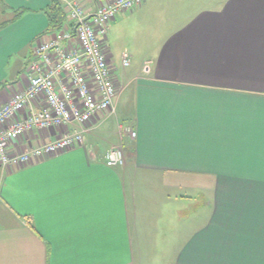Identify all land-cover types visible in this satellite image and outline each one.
Returning a JSON list of instances; mask_svg holds the SVG:
<instances>
[{
  "label": "crops",
  "instance_id": "obj_1",
  "mask_svg": "<svg viewBox=\"0 0 264 264\" xmlns=\"http://www.w3.org/2000/svg\"><path fill=\"white\" fill-rule=\"evenodd\" d=\"M2 1L26 11L0 25V94L8 103L28 85L38 40L58 31L49 30L52 0ZM126 27L134 43L117 50ZM106 44L118 95L110 113L87 124L85 144L0 164V264L156 260L152 222L160 214L171 215L162 227L170 229L167 262L264 264V0H146L110 25ZM165 51L175 54L166 66ZM127 126L136 138L122 135ZM65 132H28L7 153H28ZM120 146L125 166L107 167L106 153ZM149 181L158 201H202L186 212L148 207Z\"/></svg>",
  "mask_w": 264,
  "mask_h": 264
},
{
  "label": "built area",
  "instance_id": "obj_2",
  "mask_svg": "<svg viewBox=\"0 0 264 264\" xmlns=\"http://www.w3.org/2000/svg\"><path fill=\"white\" fill-rule=\"evenodd\" d=\"M58 1L66 21L51 39L38 40L27 68L28 85L0 108L3 166L28 164L85 144L90 131L87 124L99 113H110L118 95L107 62L109 27L119 17L140 9L146 0ZM122 66H130L129 55H122ZM62 127L66 132L55 140L9 157V142L28 132ZM121 132L133 139L137 135L128 126L121 127ZM104 162L110 168L125 166L123 147L110 149Z\"/></svg>",
  "mask_w": 264,
  "mask_h": 264
},
{
  "label": "rangeland",
  "instance_id": "obj_3",
  "mask_svg": "<svg viewBox=\"0 0 264 264\" xmlns=\"http://www.w3.org/2000/svg\"><path fill=\"white\" fill-rule=\"evenodd\" d=\"M18 11H19V14L20 13L23 14V12H26L25 9H23V8L17 9V10H11L10 8L7 7L6 4L3 3L2 0H0V25L4 29L6 27H8L7 25L10 23V21L13 18H15V14ZM130 33H132L130 30V27H126V30L123 29L120 31V33L118 34L119 36L116 37V40L114 41L115 42L114 47L117 50L122 51L123 48H125L126 51L130 50L132 44L134 43L132 39H128V36ZM135 44H136V41H135ZM123 54H127V53H123ZM127 55H129V54H127ZM153 189H154L153 183H151L150 181L148 183H143V205H147L148 207H151V208L152 207H157V208L179 207V208H183V211L186 212V210H189L191 207H195V203H197L196 207L198 208L200 205V201H202V199H198V198H196L193 201L191 199L179 198L177 201H182V204H178L175 201L176 199L173 198L172 199L173 202H172V200L170 202H167V201L161 202V201H158L157 198L154 196L156 191ZM177 214H178V212L175 214L174 222L176 221ZM162 215L163 214H160V215H158V217L156 215H153L154 219L152 222V226L154 228V230H153L154 234L158 232V234H157L158 239L154 242L153 247H154V250L161 251V252H159L156 256H154V258H158V259H156V260L151 259V260H148L147 262H143V264H173L172 262L171 263L167 262V260H165V257H164V255H166L167 251L169 250V247H168L169 240L168 239L164 240V238L168 237L170 229H167V228H165L164 230L162 229V227L164 228L166 223L169 224V222H170L169 216H171V215H166V214L163 215L164 220L160 219L161 224L157 225V221ZM182 215L184 216L182 218V220H187L188 215L190 216L189 213H184ZM164 234H165V237H164Z\"/></svg>",
  "mask_w": 264,
  "mask_h": 264
},
{
  "label": "trees",
  "instance_id": "obj_4",
  "mask_svg": "<svg viewBox=\"0 0 264 264\" xmlns=\"http://www.w3.org/2000/svg\"><path fill=\"white\" fill-rule=\"evenodd\" d=\"M21 14L22 13L18 14V16L20 17ZM47 17L49 20V30L54 32L60 31L64 22L66 21V15L60 1L52 0V3L47 12Z\"/></svg>",
  "mask_w": 264,
  "mask_h": 264
},
{
  "label": "snow or ice",
  "instance_id": "obj_5",
  "mask_svg": "<svg viewBox=\"0 0 264 264\" xmlns=\"http://www.w3.org/2000/svg\"><path fill=\"white\" fill-rule=\"evenodd\" d=\"M174 55L175 54L170 51H165L164 53H162L161 55L162 64L166 66L168 63H170L173 60ZM261 71H262V74H264V64H262ZM7 99H8L7 96L0 94V104L7 103Z\"/></svg>",
  "mask_w": 264,
  "mask_h": 264
}]
</instances>
